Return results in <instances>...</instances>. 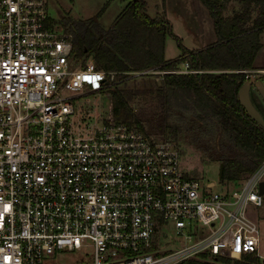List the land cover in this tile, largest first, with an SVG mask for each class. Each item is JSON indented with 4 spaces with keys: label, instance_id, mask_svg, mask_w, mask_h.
<instances>
[{
    "label": "built area",
    "instance_id": "1",
    "mask_svg": "<svg viewBox=\"0 0 264 264\" xmlns=\"http://www.w3.org/2000/svg\"><path fill=\"white\" fill-rule=\"evenodd\" d=\"M158 71L194 72L185 60ZM114 77L74 55L47 0H0V264H49L82 246L91 264L257 254L249 207L263 203L264 161L236 188L213 191L167 138L113 113L74 122L75 100ZM168 225L183 239L169 251L160 242Z\"/></svg>",
    "mask_w": 264,
    "mask_h": 264
},
{
    "label": "trees",
    "instance_id": "2",
    "mask_svg": "<svg viewBox=\"0 0 264 264\" xmlns=\"http://www.w3.org/2000/svg\"><path fill=\"white\" fill-rule=\"evenodd\" d=\"M200 1L213 19L217 39L199 49L187 48L173 32L164 6L150 15L147 0H127L109 27L98 20L101 10L90 18L73 21L66 16L61 21L72 34L75 56L92 57L96 67L115 73L107 89L116 122L137 125L148 133L130 104L138 95L157 101L165 118L174 108L192 112L196 122H215L225 135V140L217 139V150L213 149L223 163V179L237 181L264 161V127L248 115L238 97L240 86L255 67L258 50L264 46V0H243L231 16L224 14V0ZM167 35L177 40L181 55L176 58L164 54ZM184 60L194 72H165L163 79L142 89L120 86L135 77L133 70H168ZM156 127L155 133L164 139L177 131L168 123ZM240 258L222 255L209 259L204 253L177 264H261L255 253Z\"/></svg>",
    "mask_w": 264,
    "mask_h": 264
},
{
    "label": "rangeland",
    "instance_id": "3",
    "mask_svg": "<svg viewBox=\"0 0 264 264\" xmlns=\"http://www.w3.org/2000/svg\"><path fill=\"white\" fill-rule=\"evenodd\" d=\"M147 2H149V13L151 15L155 14V0H147ZM47 4L50 17L54 21L61 23H63L61 21L62 18L66 16L76 21L91 17L101 10L99 21L102 22L104 27L111 25L124 6V2L121 0H47ZM242 4L243 0H224V14L227 16L233 15V13L241 8ZM256 11L257 7L254 8L253 15ZM172 19L174 25L173 31L180 38L182 37V41L187 48L193 49L195 47L199 49L205 45L202 39L198 40L199 43L192 45L193 38L187 36L186 26L182 19L179 20L174 17ZM261 40L264 43V31L261 33ZM165 51L169 56L167 58L170 59L181 55L177 40L173 36H167ZM258 51L254 62L255 67L250 70V73L254 71L255 76L259 77L264 83V46ZM154 70L147 73V75L131 77L126 83L120 84V86L140 89L147 88L154 80L163 79L160 72L157 69ZM250 97L264 116V100L258 89L254 86L250 90ZM130 104L134 108L135 113L140 117L141 124L147 131L155 133L156 126L161 124L166 125V123L176 126V133L169 132L167 139L177 145L180 151L182 168L189 171L192 175L201 179L203 178L205 181L214 182L210 186L211 190L220 192V190L226 187L236 188L240 184L242 179L229 181L223 178L219 180L218 178L221 161L218 160L217 154L213 149H216L217 139L225 140V135L217 123L209 120L196 122L192 112L174 108L170 111V115L165 118L164 109L157 101H150L149 98H143L141 95L132 99ZM74 105L76 108V114L73 116L74 122H77L78 119L82 120L83 115L87 113L88 115H84V117H88L90 120L98 115H110L113 113L112 97L109 89L104 90L102 93L95 92V94L78 97ZM249 209L251 214H254L253 216L256 217L257 226H259L258 235L260 243L258 242L259 249L256 257L261 261L264 258V194L262 205L250 206ZM167 228L168 236L167 238L162 236L160 242L169 251V248L175 249L182 245L183 239L174 233L170 225ZM92 252L93 250L90 246H82L81 249L74 251L64 249L61 254H58L53 259L48 258L47 262L49 264H91Z\"/></svg>",
    "mask_w": 264,
    "mask_h": 264
},
{
    "label": "crops",
    "instance_id": "4",
    "mask_svg": "<svg viewBox=\"0 0 264 264\" xmlns=\"http://www.w3.org/2000/svg\"><path fill=\"white\" fill-rule=\"evenodd\" d=\"M121 1L124 2V6H125L127 3V0H121ZM148 6H149V2H148ZM163 6L165 8L167 18L170 19L172 23L173 29H174L173 19H172L173 17L179 20L182 19V21L185 23L187 36H191L193 38L192 43H191L192 45L194 43H199L198 40L200 39H202L203 42H205V45H203V47L216 41L217 35H215V32H214L213 19L210 17L209 12L202 1L200 0H155V9H156L155 14ZM99 16H98V20H99ZM166 40H167V37H166ZM181 40H182V37H181ZM194 48L195 47H193V49ZM165 50H166V41H165ZM164 54L166 58L169 57L166 54V51L164 52ZM253 215L254 214H251L253 219L256 220V217H254Z\"/></svg>",
    "mask_w": 264,
    "mask_h": 264
},
{
    "label": "water",
    "instance_id": "5",
    "mask_svg": "<svg viewBox=\"0 0 264 264\" xmlns=\"http://www.w3.org/2000/svg\"><path fill=\"white\" fill-rule=\"evenodd\" d=\"M252 86L258 89L259 93L261 94L264 100V83L259 77H256L255 74L252 73L248 76V78L240 86V89L238 91L239 101L244 106L248 115L264 127L263 115L261 111L257 108V106L254 103H252V100L250 97V90ZM222 168H223V163L221 162L219 166V172H218L219 180L223 178ZM259 191L262 194H264V180H261L259 183ZM261 261L264 264V258H262Z\"/></svg>",
    "mask_w": 264,
    "mask_h": 264
},
{
    "label": "snow or ice",
    "instance_id": "6",
    "mask_svg": "<svg viewBox=\"0 0 264 264\" xmlns=\"http://www.w3.org/2000/svg\"><path fill=\"white\" fill-rule=\"evenodd\" d=\"M86 79H88V78L86 77Z\"/></svg>",
    "mask_w": 264,
    "mask_h": 264
}]
</instances>
